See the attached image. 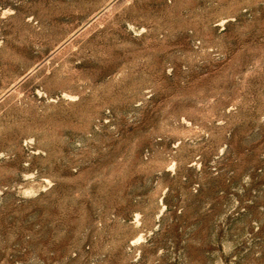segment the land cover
I'll return each mask as SVG.
<instances>
[{
    "label": "rangeland",
    "instance_id": "rangeland-1",
    "mask_svg": "<svg viewBox=\"0 0 264 264\" xmlns=\"http://www.w3.org/2000/svg\"><path fill=\"white\" fill-rule=\"evenodd\" d=\"M0 264H264V0H0Z\"/></svg>",
    "mask_w": 264,
    "mask_h": 264
}]
</instances>
